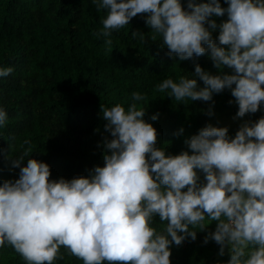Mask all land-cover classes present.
Wrapping results in <instances>:
<instances>
[{
	"label": "clouds",
	"instance_id": "obj_1",
	"mask_svg": "<svg viewBox=\"0 0 264 264\" xmlns=\"http://www.w3.org/2000/svg\"><path fill=\"white\" fill-rule=\"evenodd\" d=\"M108 10L100 34L112 44V31L138 13H148V25L180 59L211 48L221 71H206L199 63L195 76H168L157 87L176 100H212L231 89L239 104L237 116L255 113L264 102V0H94ZM228 19L218 24L214 14ZM207 25V26H206ZM219 28V43L213 31ZM133 32V35H143ZM234 68L235 74L223 69ZM12 66H0V76ZM196 76L203 79L199 87ZM235 85V86H234ZM133 101L102 105L112 139L104 142L103 166L90 175L50 179L51 165L24 155L13 160L18 179L0 184V247L5 242L29 264H54L66 246L84 264H171L170 245L197 238V228L216 221L214 239L220 254L230 246L231 259L217 264H264V116L245 122L233 138L229 127L209 123L187 140L189 148L167 154L157 147L158 132L139 106L146 93L132 92ZM209 114H214L210 112ZM0 107V125L7 121ZM154 114L152 119H158ZM183 131V129H181ZM25 150V155L31 152ZM31 157V156H30ZM206 174L201 181L200 172ZM167 221L163 231L155 216Z\"/></svg>",
	"mask_w": 264,
	"mask_h": 264
},
{
	"label": "trees",
	"instance_id": "obj_2",
	"mask_svg": "<svg viewBox=\"0 0 264 264\" xmlns=\"http://www.w3.org/2000/svg\"><path fill=\"white\" fill-rule=\"evenodd\" d=\"M183 3L187 9L188 0ZM221 3L228 7V0ZM107 12L94 0H0V66L14 68L0 76V107L8 114L6 124L0 125V184L19 178L20 167L13 160L21 155L25 158L21 166L27 158L48 162L50 179L90 175V169L103 166L104 153L110 151L104 142L113 137L106 128L102 105L127 107L134 102L133 91L146 93L137 103L147 107L144 118L157 128V147L170 155L191 152L186 141L209 123L229 127L234 138L243 123L264 116L262 102L257 112L238 117L239 104L228 88L208 101L168 96V90L157 87L168 76H195L197 63L206 71H221L211 59L210 46L205 45L204 54L180 59L164 44L163 35L148 25V13H138L129 24L113 29L109 45L100 34ZM228 18L227 13L210 17L218 24ZM219 33V28L213 31L217 43ZM223 71L235 74L228 66ZM196 78L199 87H204L203 79ZM157 113L158 119L153 120ZM28 148L32 151L25 155ZM198 171L206 182V174ZM152 223L163 231L167 221L157 215ZM208 223L204 230L197 228L195 240L189 237L182 244L170 245L171 264H217L231 259L230 246L221 255L219 243L205 242L217 224ZM60 253L54 264H84L64 245ZM0 264L29 262L5 242L0 247Z\"/></svg>",
	"mask_w": 264,
	"mask_h": 264
}]
</instances>
